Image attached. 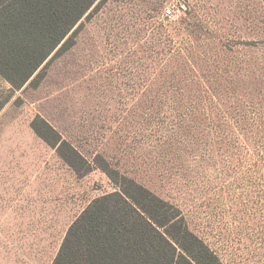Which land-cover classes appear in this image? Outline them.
I'll return each mask as SVG.
<instances>
[{
    "label": "rangeland",
    "instance_id": "rangeland-1",
    "mask_svg": "<svg viewBox=\"0 0 264 264\" xmlns=\"http://www.w3.org/2000/svg\"><path fill=\"white\" fill-rule=\"evenodd\" d=\"M41 76H0V264H52L127 181L222 264H264V0H98Z\"/></svg>",
    "mask_w": 264,
    "mask_h": 264
},
{
    "label": "trees",
    "instance_id": "trees-1",
    "mask_svg": "<svg viewBox=\"0 0 264 264\" xmlns=\"http://www.w3.org/2000/svg\"><path fill=\"white\" fill-rule=\"evenodd\" d=\"M98 0H0V76L14 90L73 45L77 26ZM33 131L48 145L81 155L43 120ZM56 136L51 142L48 134ZM53 143V144H52ZM85 161V160H84ZM178 210L127 181L93 200L70 226L52 264H222L193 234Z\"/></svg>",
    "mask_w": 264,
    "mask_h": 264
},
{
    "label": "built area",
    "instance_id": "built-area-1",
    "mask_svg": "<svg viewBox=\"0 0 264 264\" xmlns=\"http://www.w3.org/2000/svg\"><path fill=\"white\" fill-rule=\"evenodd\" d=\"M170 13H171V11H170L169 8H167V9L164 10V15H165V16H169Z\"/></svg>",
    "mask_w": 264,
    "mask_h": 264
}]
</instances>
